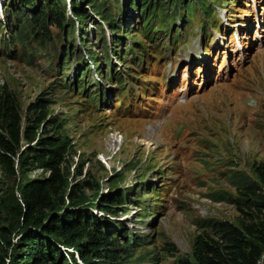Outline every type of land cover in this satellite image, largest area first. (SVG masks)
<instances>
[{"label": "rangeland", "instance_id": "rangeland-1", "mask_svg": "<svg viewBox=\"0 0 264 264\" xmlns=\"http://www.w3.org/2000/svg\"><path fill=\"white\" fill-rule=\"evenodd\" d=\"M69 1L62 0L70 13ZM74 1L86 9L87 16H70L63 30L49 25L48 32L29 22L31 29L49 38L35 43L29 31L22 43L16 33L22 25L13 16L18 0L13 6L11 0H0V97L13 92L23 115L30 102L39 97L46 100L43 128L69 138L63 164L68 181L97 182V188L85 190V203L92 205L103 227L121 237L124 229L117 225L121 223L139 234L141 245H132L133 254L118 264H183L180 258L197 264L195 236L211 233L204 220L237 225L241 221L234 203L213 196L224 190L235 194L229 182L233 171L256 178L253 162H264V46L250 51L228 80L188 97L166 113L127 116L114 107L119 90L116 78L128 77L134 83L153 80L135 71L134 53L150 44L152 23L162 25L164 19H174L177 28L179 21L191 19L195 26L201 17L197 3L150 0L155 9L142 16V0L136 5L129 0ZM213 1L222 2V12L229 5L235 7L234 1ZM249 1L255 4L256 0ZM243 2L238 11L243 10ZM262 16L258 32H264V12ZM107 17L116 21L115 30H110ZM137 19L147 20L148 26L142 28ZM94 78L99 79L96 85L91 84ZM46 174L33 165L17 167L13 175L0 161V264H7L23 234L21 219L14 213L21 205V183ZM109 193H120L125 200L123 206L117 204L115 215L96 205L99 197ZM3 236L13 245H5ZM170 242L177 248L173 253H169Z\"/></svg>", "mask_w": 264, "mask_h": 264}, {"label": "trees", "instance_id": "trees-1", "mask_svg": "<svg viewBox=\"0 0 264 264\" xmlns=\"http://www.w3.org/2000/svg\"><path fill=\"white\" fill-rule=\"evenodd\" d=\"M74 2L68 3L69 13L62 0H18L17 11L13 9V16L22 25L16 32L17 37L23 43V36L31 31V41L40 42L49 38V35L44 36L49 25L63 30L70 16L78 19L87 16L86 9L77 7ZM140 2L143 14L153 13L150 0ZM191 2L200 4L208 12L209 6L204 0ZM129 3L136 5L137 0H129ZM105 20L110 30H115L116 21L109 17ZM29 22L45 31L31 29ZM142 23L144 27L148 24L147 20ZM105 60L109 62V57ZM46 107V100L39 97L28 104L23 115L13 92L0 97V161L13 175L17 167L28 169L33 165L47 171L41 177L26 178L20 185L21 205L14 213L21 219L19 232L23 234L12 247L13 254L7 264H118L133 254L132 245H141L139 234L121 223H117L124 229L121 237L103 227L92 205L85 203V190L97 188V182L93 185L85 179L68 181L69 172L63 164L69 138L43 128ZM253 170L256 178L240 171H233L229 176L235 194L224 190L213 196L214 200L234 203L241 221L237 225L227 220H204L211 233L200 232L195 236L193 256L197 264H264V162H253ZM97 200V207L113 215L117 214V204L125 203L120 193L104 194ZM101 217L111 221L105 215ZM3 242L13 245L6 236ZM169 244L172 249L169 253L176 251L175 245ZM180 261L191 264L185 258Z\"/></svg>", "mask_w": 264, "mask_h": 264}, {"label": "bare ground", "instance_id": "bare-ground-1", "mask_svg": "<svg viewBox=\"0 0 264 264\" xmlns=\"http://www.w3.org/2000/svg\"><path fill=\"white\" fill-rule=\"evenodd\" d=\"M261 49H263V48H261ZM187 101H188V100H185L184 102H187ZM184 102H181V103H184ZM178 104H180V103H178ZM176 105H177V104H175L174 107H175ZM174 107H173V108H174Z\"/></svg>", "mask_w": 264, "mask_h": 264}]
</instances>
